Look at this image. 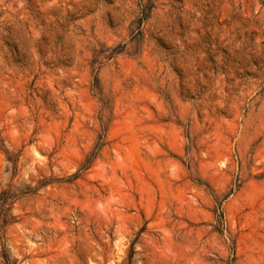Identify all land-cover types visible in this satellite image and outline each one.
I'll use <instances>...</instances> for the list:
<instances>
[{"label":"rangeland","instance_id":"rangeland-1","mask_svg":"<svg viewBox=\"0 0 264 264\" xmlns=\"http://www.w3.org/2000/svg\"><path fill=\"white\" fill-rule=\"evenodd\" d=\"M1 192L0 264H264V0H0Z\"/></svg>","mask_w":264,"mask_h":264},{"label":"trees","instance_id":"trees-1","mask_svg":"<svg viewBox=\"0 0 264 264\" xmlns=\"http://www.w3.org/2000/svg\"><path fill=\"white\" fill-rule=\"evenodd\" d=\"M91 162V158L87 157V159H85L84 164H83V168L87 167ZM4 192L0 193V221H5L6 216H7V208H6V197L2 198Z\"/></svg>","mask_w":264,"mask_h":264}]
</instances>
